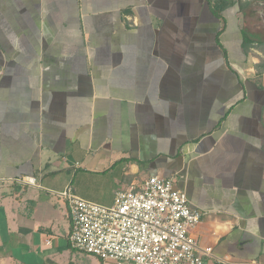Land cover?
Here are the masks:
<instances>
[{"label": "crops", "instance_id": "0c3cea01", "mask_svg": "<svg viewBox=\"0 0 264 264\" xmlns=\"http://www.w3.org/2000/svg\"><path fill=\"white\" fill-rule=\"evenodd\" d=\"M256 4L0 0V264H81L58 193L111 205L156 174L207 212L202 248L264 264Z\"/></svg>", "mask_w": 264, "mask_h": 264}, {"label": "built area", "instance_id": "2783aa9c", "mask_svg": "<svg viewBox=\"0 0 264 264\" xmlns=\"http://www.w3.org/2000/svg\"><path fill=\"white\" fill-rule=\"evenodd\" d=\"M16 181L35 184L32 176ZM58 195L68 202L71 247L102 264H261L202 248L192 230L207 212L193 207L173 178L156 174L132 183L115 192L111 205L84 199L71 186Z\"/></svg>", "mask_w": 264, "mask_h": 264}, {"label": "rangeland", "instance_id": "374dc122", "mask_svg": "<svg viewBox=\"0 0 264 264\" xmlns=\"http://www.w3.org/2000/svg\"><path fill=\"white\" fill-rule=\"evenodd\" d=\"M252 10L254 12H259L257 19H254V24L257 22L258 23V27L261 28L262 30H264V20L260 19V13L263 14V18H264V0H257V4L253 7L252 6ZM254 27V26H252ZM78 252V253H75ZM74 253L76 254L77 257V261H80L81 264H94L93 261H91V257L86 256V254L81 253L77 250H74Z\"/></svg>", "mask_w": 264, "mask_h": 264}, {"label": "trees", "instance_id": "16d2710c", "mask_svg": "<svg viewBox=\"0 0 264 264\" xmlns=\"http://www.w3.org/2000/svg\"><path fill=\"white\" fill-rule=\"evenodd\" d=\"M100 264H102L101 261H100Z\"/></svg>", "mask_w": 264, "mask_h": 264}]
</instances>
